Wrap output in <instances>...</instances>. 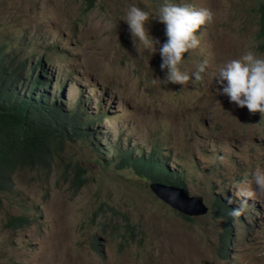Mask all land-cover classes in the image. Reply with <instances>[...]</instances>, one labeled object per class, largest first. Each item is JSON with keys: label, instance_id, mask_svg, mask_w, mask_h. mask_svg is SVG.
<instances>
[{"label": "rangeland", "instance_id": "374dc122", "mask_svg": "<svg viewBox=\"0 0 264 264\" xmlns=\"http://www.w3.org/2000/svg\"><path fill=\"white\" fill-rule=\"evenodd\" d=\"M166 2L214 14L180 65L192 74L207 61L200 82L159 81L167 72L158 19ZM261 3L0 0V46L13 59L11 72L25 62L13 91H28L27 74L41 61L35 71L43 72L46 97L77 112L88 132L59 140L49 166L18 170L0 190V264H264V192L255 181L264 174V119L218 94L214 81L249 51L264 59ZM132 5L149 13V35L160 41L154 53L129 31ZM125 151H155L207 213L187 220L158 199L146 179L120 166ZM77 166L82 183L73 181ZM218 197L225 215L213 207ZM243 200V214L233 217ZM13 216L27 221L16 227Z\"/></svg>", "mask_w": 264, "mask_h": 264}, {"label": "trees", "instance_id": "16d2710c", "mask_svg": "<svg viewBox=\"0 0 264 264\" xmlns=\"http://www.w3.org/2000/svg\"><path fill=\"white\" fill-rule=\"evenodd\" d=\"M92 7L94 0H85ZM260 9L264 10V3ZM264 27V22L262 23ZM264 33V29H263ZM13 62V59H11ZM11 60L0 46V190L9 189L11 176L33 164L50 165V161L59 151L60 141L68 136L83 138L88 132L79 126L78 113H70L58 104L56 99L46 97L44 92L43 72L35 71L41 61L27 74L28 91L21 96L13 91V84L21 78L25 62L18 59L10 67ZM120 166L131 168L147 182H161L169 185L184 186L177 171L164 164L158 154L134 156L125 151L121 155ZM83 169L76 167L73 181L82 183ZM219 207L218 215H225L226 203L218 197L213 205ZM222 210V211H221ZM184 216V215H182ZM190 220L189 217L184 216ZM27 221L23 216H13L10 223L19 227Z\"/></svg>", "mask_w": 264, "mask_h": 264}, {"label": "clouds", "instance_id": "9594fccd", "mask_svg": "<svg viewBox=\"0 0 264 264\" xmlns=\"http://www.w3.org/2000/svg\"><path fill=\"white\" fill-rule=\"evenodd\" d=\"M213 18V12L207 8L196 9L190 5L168 2L161 6L158 19L165 25L167 37L159 47L162 60L160 69L167 70L165 80L158 79L161 83L183 86L190 81L192 83L202 81L201 74L205 72L207 61H204L198 67V71L192 74L181 71L180 65L185 53L200 46L198 30L212 23ZM149 21L148 12L135 5L129 7L126 23L132 37H136L146 49L154 53L157 50L155 45L160 41L149 35L147 27ZM214 81L220 86L217 89L218 94L226 95L230 103H234L239 108L246 107L252 115L259 113L264 119V59L257 58L253 52L249 51L241 59H233L220 67L214 75ZM255 181L258 189L264 192V174L257 175ZM246 204L247 200H243L239 206L231 210L230 214L233 217L241 216Z\"/></svg>", "mask_w": 264, "mask_h": 264}, {"label": "water", "instance_id": "95a60500", "mask_svg": "<svg viewBox=\"0 0 264 264\" xmlns=\"http://www.w3.org/2000/svg\"><path fill=\"white\" fill-rule=\"evenodd\" d=\"M151 192L181 215L187 217L201 216L207 213L208 207L200 196H190L182 186L168 185L161 182H149ZM203 264H211L204 262Z\"/></svg>", "mask_w": 264, "mask_h": 264}]
</instances>
